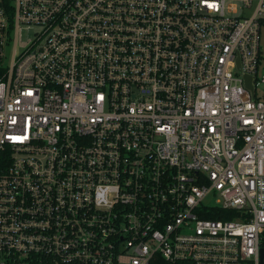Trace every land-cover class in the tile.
<instances>
[{"label":"built area","instance_id":"built-area-1","mask_svg":"<svg viewBox=\"0 0 264 264\" xmlns=\"http://www.w3.org/2000/svg\"><path fill=\"white\" fill-rule=\"evenodd\" d=\"M263 27L264 0H0V264H261Z\"/></svg>","mask_w":264,"mask_h":264},{"label":"trees","instance_id":"trees-1","mask_svg":"<svg viewBox=\"0 0 264 264\" xmlns=\"http://www.w3.org/2000/svg\"><path fill=\"white\" fill-rule=\"evenodd\" d=\"M236 217L237 215L235 212L224 210H221L219 213H211L203 216V218L213 220H234Z\"/></svg>","mask_w":264,"mask_h":264},{"label":"rangeland","instance_id":"rangeland-1","mask_svg":"<svg viewBox=\"0 0 264 264\" xmlns=\"http://www.w3.org/2000/svg\"><path fill=\"white\" fill-rule=\"evenodd\" d=\"M35 31V29L28 30L24 33V38L27 39L29 38L32 33ZM261 47L263 49V54H264V27L261 30ZM262 241L264 243V234L262 235Z\"/></svg>","mask_w":264,"mask_h":264},{"label":"water","instance_id":"water-1","mask_svg":"<svg viewBox=\"0 0 264 264\" xmlns=\"http://www.w3.org/2000/svg\"><path fill=\"white\" fill-rule=\"evenodd\" d=\"M263 260H264V248L261 249V264H263Z\"/></svg>","mask_w":264,"mask_h":264},{"label":"snow or ice","instance_id":"snow-or-ice-1","mask_svg":"<svg viewBox=\"0 0 264 264\" xmlns=\"http://www.w3.org/2000/svg\"><path fill=\"white\" fill-rule=\"evenodd\" d=\"M209 6H212V5H209Z\"/></svg>","mask_w":264,"mask_h":264}]
</instances>
